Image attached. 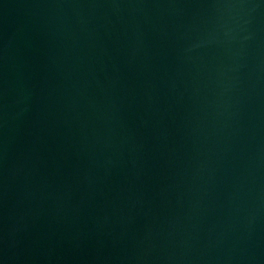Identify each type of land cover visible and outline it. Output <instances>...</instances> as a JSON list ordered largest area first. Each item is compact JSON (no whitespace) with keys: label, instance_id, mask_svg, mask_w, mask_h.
<instances>
[{"label":"water","instance_id":"obj_1","mask_svg":"<svg viewBox=\"0 0 264 264\" xmlns=\"http://www.w3.org/2000/svg\"><path fill=\"white\" fill-rule=\"evenodd\" d=\"M0 264H264V0H0Z\"/></svg>","mask_w":264,"mask_h":264}]
</instances>
